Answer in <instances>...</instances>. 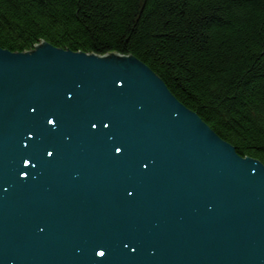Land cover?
<instances>
[{
	"label": "water",
	"instance_id": "water-1",
	"mask_svg": "<svg viewBox=\"0 0 264 264\" xmlns=\"http://www.w3.org/2000/svg\"><path fill=\"white\" fill-rule=\"evenodd\" d=\"M0 264H264V165L132 56L0 48Z\"/></svg>",
	"mask_w": 264,
	"mask_h": 264
},
{
	"label": "trees",
	"instance_id": "trees-1",
	"mask_svg": "<svg viewBox=\"0 0 264 264\" xmlns=\"http://www.w3.org/2000/svg\"><path fill=\"white\" fill-rule=\"evenodd\" d=\"M132 56L264 165V0H0V48Z\"/></svg>",
	"mask_w": 264,
	"mask_h": 264
},
{
	"label": "rangeland",
	"instance_id": "rangeland-1",
	"mask_svg": "<svg viewBox=\"0 0 264 264\" xmlns=\"http://www.w3.org/2000/svg\"><path fill=\"white\" fill-rule=\"evenodd\" d=\"M211 129V128H210ZM212 130V129H211ZM213 131V130H212ZM216 134V133H215ZM223 140V139H222ZM228 143V142H227ZM230 144V143H229Z\"/></svg>",
	"mask_w": 264,
	"mask_h": 264
}]
</instances>
